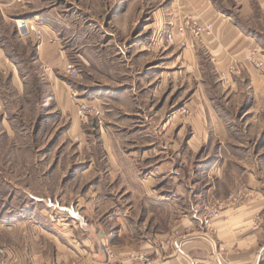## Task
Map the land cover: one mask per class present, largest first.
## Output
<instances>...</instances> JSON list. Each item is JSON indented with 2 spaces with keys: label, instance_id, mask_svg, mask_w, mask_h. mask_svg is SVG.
Instances as JSON below:
<instances>
[{
  "label": "rangeland",
  "instance_id": "1",
  "mask_svg": "<svg viewBox=\"0 0 264 264\" xmlns=\"http://www.w3.org/2000/svg\"><path fill=\"white\" fill-rule=\"evenodd\" d=\"M172 1L16 0L17 12L0 11V234H12L10 247L28 250L30 235L40 234L42 264H156L158 253L144 241L154 219L170 218L173 205L149 206L144 190L127 185L135 172L149 179V194L175 199L184 213L193 200L202 226L196 237L226 262L228 242L212 240L213 222L264 196V85L257 72V92L228 94L236 74L222 79L202 49L192 61L186 49L193 39L187 46L168 43ZM17 19L57 32L63 57L55 51L41 57L45 32L39 45L20 38ZM232 65L238 67L230 63L226 71ZM204 92L223 117L220 126L202 105ZM83 102L100 113L78 116ZM263 213H255L253 228ZM29 216L41 229L28 224ZM81 223L93 238L106 235L103 254ZM133 240L141 242L128 248ZM5 248L0 264H12L8 258L16 255Z\"/></svg>",
  "mask_w": 264,
  "mask_h": 264
},
{
  "label": "crops",
  "instance_id": "2",
  "mask_svg": "<svg viewBox=\"0 0 264 264\" xmlns=\"http://www.w3.org/2000/svg\"><path fill=\"white\" fill-rule=\"evenodd\" d=\"M24 2L28 3V0H24ZM16 4L18 5L16 0H0V11L7 17L8 14H12L13 10L17 12L19 7ZM25 11L27 12L28 10ZM188 14L193 15L201 22H211L213 27L211 36H204L201 40H192L190 42L186 50L192 61L195 60L193 58L198 61L197 56L199 55L198 53L196 54V51L202 49L213 64V69L219 72L220 75L226 71L230 63L236 62L239 70L234 73L236 75H233L235 76V86L227 93H235L244 89H252L257 92L260 88L258 85L259 76L257 71L245 61V54L251 49H256L260 54L264 55V0H173L171 2L169 20L173 19L174 23H177L183 19L184 15ZM44 32V41L38 46V48L42 47L41 52H39L40 56L47 57L45 54L50 56L55 51L62 58L59 34L52 30H44ZM176 41H179L178 36H176ZM199 72L202 73V69ZM106 75L110 79L124 76L122 73L116 75L107 73ZM206 91L207 89H205ZM205 92L202 105L208 109V112L210 111L209 117H211V120L220 126L223 123V117L221 114H217L212 100L205 96ZM122 155L127 160H130L125 154L122 153ZM112 168L115 171L114 167ZM117 171L119 172V169ZM248 174L254 175L255 171H250ZM127 176L131 181L127 183L128 187L137 191L144 190L145 193L141 194V197L147 199L150 203L149 206L161 208L165 203H169L168 206L173 205L171 208L173 212L170 218L163 219L159 217L154 219L152 237L144 241L148 247H151L150 252L153 253L155 251L158 253L159 257L156 264H264V213L261 215L263 219L262 225L260 224L259 227L255 228L252 226L255 213L259 210L262 212L264 210L263 195L258 200H252L236 209L228 210L227 214L225 213L227 216L225 219H218L213 222V226L216 228V231H214L216 237L214 238L213 236L212 240L215 243L220 241L228 242L229 249L226 255V262H223L220 258L212 255V249L206 239L196 237L197 234H201L199 230L202 229V226L198 205H195L193 200L188 201L190 208L188 212L184 213V208L183 210H178L177 207H174L175 199L172 200L167 195H162L161 192L159 194H149V179L139 177L135 172L128 173ZM125 179L127 178L125 177ZM175 194L173 193L172 195L174 196ZM39 200L42 201L43 199L39 198ZM57 208L58 211L69 214L73 218H80L78 212L71 206L58 204ZM33 217L29 216L28 224H31L34 229L37 227L41 229L40 224ZM40 218L46 224L47 219L43 215ZM10 221H12L11 223H16L19 220L10 219ZM80 221L82 220L80 219ZM82 225L84 231L88 230L89 232L90 242L92 244L95 243L99 254H103L106 235L104 233H96L97 235L92 233L95 234L93 238L90 235L91 227L88 226L87 228L85 223ZM174 228L175 230H180L177 232L180 235L171 236L168 240L164 239L161 244L156 242L161 234H176L173 232ZM184 234H187L185 235L186 237H184ZM11 235L7 236L9 239H3L0 234V246L6 247L5 250H13L16 257L11 258L8 255V259L11 260L12 264H42L40 263L41 258L39 259L37 254L41 250V246L38 245L40 244L38 242L40 234L30 235V239H28L30 248L28 247V250L26 247L24 250L12 248L15 247L16 241L12 240L14 237ZM135 242L139 243L141 241H129L126 245L131 248L137 245L134 244ZM93 252L97 255L95 250ZM52 257L54 259V254ZM44 259L48 260L49 255L46 254Z\"/></svg>",
  "mask_w": 264,
  "mask_h": 264
},
{
  "label": "built area",
  "instance_id": "3",
  "mask_svg": "<svg viewBox=\"0 0 264 264\" xmlns=\"http://www.w3.org/2000/svg\"><path fill=\"white\" fill-rule=\"evenodd\" d=\"M15 28L20 38L33 37L38 42V45L42 42L44 29L37 23L29 19H17L15 20ZM212 31L213 27L211 22H201L193 15L188 14L184 15L182 21L173 25V28L166 36V40L170 44L177 43L180 46H187L191 39L201 40L204 36H210ZM176 36L179 37V41H176ZM245 60H247L249 65L255 68L259 73L264 85V55L260 54L256 49H251L245 54ZM229 69L230 70L224 73L222 72L220 76L222 79H227L230 73H237L239 70V68L234 65L230 66ZM65 70L73 75L76 74L75 68L71 64H67ZM99 113V108L93 102H83L79 104L77 108V114L80 117H86L88 114L98 115ZM218 254L219 253H217V256L219 257Z\"/></svg>",
  "mask_w": 264,
  "mask_h": 264
}]
</instances>
